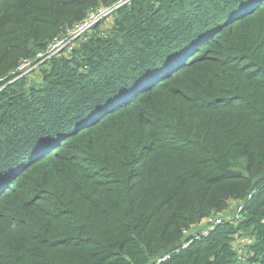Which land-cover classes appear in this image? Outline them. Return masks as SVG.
I'll list each match as a JSON object with an SVG mask.
<instances>
[{
    "label": "trees",
    "instance_id": "obj_1",
    "mask_svg": "<svg viewBox=\"0 0 264 264\" xmlns=\"http://www.w3.org/2000/svg\"><path fill=\"white\" fill-rule=\"evenodd\" d=\"M118 1L0 0V264H264V0H131L16 79Z\"/></svg>",
    "mask_w": 264,
    "mask_h": 264
},
{
    "label": "built area",
    "instance_id": "obj_2",
    "mask_svg": "<svg viewBox=\"0 0 264 264\" xmlns=\"http://www.w3.org/2000/svg\"><path fill=\"white\" fill-rule=\"evenodd\" d=\"M131 0H119L114 6H110L108 8H98L92 12H90L85 20L72 27L71 29L66 30L61 36L52 40V42L46 47V49L42 52H39L36 55V58L30 60H23L17 68V78H20L24 75L29 74L30 72L38 69L42 64L46 61L54 58L65 50H70L72 44L81 38H84L87 32L95 25L101 23V21L112 12L117 10L118 8L128 4ZM214 222V223H213ZM211 222L209 225H212L205 230L203 233H200L196 236H191L189 231H191L194 226L190 230L183 231V241L179 249L184 250L185 246L187 247L189 244H192L195 241H201L202 239L207 238L210 235V232L213 231L217 226L222 224L220 219H215V221ZM169 256H163L158 260V264L164 262L168 259Z\"/></svg>",
    "mask_w": 264,
    "mask_h": 264
},
{
    "label": "rangeland",
    "instance_id": "obj_3",
    "mask_svg": "<svg viewBox=\"0 0 264 264\" xmlns=\"http://www.w3.org/2000/svg\"><path fill=\"white\" fill-rule=\"evenodd\" d=\"M113 13V12H112ZM112 13L110 15H107L102 21V29L105 30V26L110 25L111 22L113 21L112 19ZM211 204L208 205V208H210ZM215 219H220L221 221H231L234 222V220L236 219V215H235V211L233 210V207H231L230 209L219 213V214H214V212L206 219L205 222H201L199 225H197L196 227H194L191 231H189V234L191 236H196L199 233H203L205 230H207L215 221ZM211 222H213L211 225H209ZM220 226V225H219ZM218 228V226L216 227ZM237 240H244V237H240L237 236ZM190 245V244H189ZM189 245L186 247L185 249H187L189 247ZM244 252L243 247L241 249L238 250V255H241ZM246 259V258H245Z\"/></svg>",
    "mask_w": 264,
    "mask_h": 264
}]
</instances>
